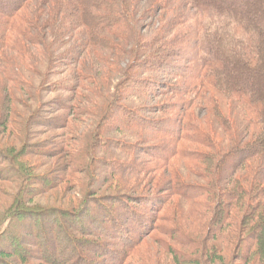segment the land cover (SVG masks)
<instances>
[{
    "label": "trees",
    "instance_id": "obj_1",
    "mask_svg": "<svg viewBox=\"0 0 264 264\" xmlns=\"http://www.w3.org/2000/svg\"><path fill=\"white\" fill-rule=\"evenodd\" d=\"M29 1L32 0H0V74L3 73L1 66L5 64H2L5 59L2 51L18 49V45L14 46L18 33L15 22ZM53 1L43 0L41 9H52L53 14L58 10L59 23L64 25L55 27L62 37L65 36L67 45L75 40L67 55L64 54L66 67H70L68 58L71 64H79L90 49L109 52L105 56L103 51L98 55L104 64H112L115 58L110 55L120 54L121 43L130 44L126 68L132 73L128 80L133 86L123 87V92L134 90L138 97L152 100L165 88L172 91L175 98L180 97L177 103H162L146 109L144 106L121 105L118 111L123 114L124 120L120 123L127 128L129 137H135L137 142L147 146H132L126 141L116 144L127 147L124 149H129L131 155L138 147L137 151L153 160L154 168L166 167L173 175L169 181L174 186L169 187L171 196L138 197L137 203L150 206L146 212L128 204L133 197H115L117 201L113 202L118 206L129 207L135 228L114 215L119 207L113 210L103 204L104 219L91 214L87 209L89 206L85 211L79 210L73 215L75 219L72 217L77 231L81 229L82 233H88L85 228L93 221L101 229L100 233L107 235L109 243L115 239L125 249L97 243L98 259L79 252L67 264H130V252L156 228L150 214L164 210L173 195L191 204L207 199V210L212 214L208 232L217 234L216 231L227 229L236 219L242 221V224L238 223V249L248 241L244 247L247 253L234 257L235 262L244 259V264H264V165H261L264 162V10L260 7L261 0H161L156 9H171V17L160 27L164 31L144 41L135 23L134 0H65L57 9L49 6ZM195 14L198 16L196 23L191 21ZM33 20L38 21L37 18ZM166 30L173 34L168 36ZM23 34L27 35V32L23 31ZM31 41L26 43L30 45ZM24 48L23 53H27ZM8 67L9 64L6 68L10 71ZM133 68L138 71L133 73ZM143 71L178 78L181 83L169 84L152 76L139 77L137 73ZM78 73L80 80L78 78L76 87L67 90L74 100L82 81H86L83 74L77 72V76ZM9 81L14 83V80ZM65 103L61 99L55 105V110L68 109L69 112L57 117L60 128L67 127L68 120L75 115ZM196 104H200V110ZM145 112L157 117H148ZM161 114L164 115L161 117ZM4 150L0 147V154H5ZM7 158L11 162L17 160L10 155ZM180 163L186 166L187 174L195 175L202 184L186 185L183 173L175 168ZM137 169L134 166L130 171L144 173ZM42 214L29 215L23 211L20 217L23 216L24 221L19 219L16 223L20 230L1 233L0 260L25 257L22 244L26 243L28 234H33L37 242L43 234L48 239L51 236L52 248L43 247L42 250L46 252L45 259L60 254L56 250V238L62 243L66 235L54 230L56 220L46 219ZM40 222L46 225L45 232L41 231ZM136 228L139 231L134 236ZM103 254L110 257L103 261L99 257Z\"/></svg>",
    "mask_w": 264,
    "mask_h": 264
},
{
    "label": "rangeland",
    "instance_id": "obj_2",
    "mask_svg": "<svg viewBox=\"0 0 264 264\" xmlns=\"http://www.w3.org/2000/svg\"><path fill=\"white\" fill-rule=\"evenodd\" d=\"M64 1L54 0L49 6L57 9L59 5L63 6ZM42 2L32 0L26 4L15 22L18 33L14 46L18 45V49L2 51L5 58L2 64H5L1 66V72L5 75L0 74V147L5 149V154H0V235L2 232L16 233L20 230L16 223L19 219L24 221V217H20L21 212L29 215L41 212L46 219L51 217L56 220L54 230L63 232L67 241L60 243V239L56 238V250L60 254L52 255L47 260L46 252L42 250L43 247L52 248L51 236L47 233L50 236L48 239L43 234L37 242L33 234H28L26 243L22 244L25 257L1 259L0 264H67L79 252L91 255V259H98L95 244L109 243L107 235L100 233L101 229L93 221L87 223L85 230L88 233H82L81 229L77 231L73 215L79 210L85 211L89 206L87 209L91 214L104 219L102 205L105 204L113 207V210L119 207L116 208L117 213L113 211L114 215H119L126 224L135 228L129 216V207L118 206L113 202L117 201L115 197H133L134 200H129L128 204L146 212L150 206L137 203L138 197L150 194L170 197L172 193L169 187H174L169 182L173 175L167 172L166 167L154 168L153 160L142 151H137L138 147L136 153L131 155L129 149H124L127 147L121 148L116 144L126 141L132 146H147L137 142L135 137H129L127 128L123 122L120 123L124 120L123 114L118 111L121 105L144 106L143 109H146L162 103H177L180 97L175 98L173 92L165 88L152 100L138 97L134 90L123 92V87L133 86L128 80L131 72L126 68L130 44L121 43L120 54L116 57L115 54L110 55L115 58L112 64H104L99 58L98 53L103 50L97 52L90 49L84 53L80 65L71 64L68 58L67 65L70 67H66L64 54L75 40L69 41V45L64 42L65 36L62 37L55 27L60 24V12L56 10L57 14H53L52 9H41ZM160 2L134 0L135 23L143 41L164 31L160 27L171 17V9L157 10ZM260 7L264 10V0L260 1ZM36 18L38 21L33 20ZM197 19L195 14L191 21L196 23ZM165 32L168 36L173 34L171 30ZM27 40L34 41L30 42L33 48L26 43ZM38 41L42 44H38ZM24 46L27 53H23ZM41 50L45 52L40 54ZM106 53L109 54L102 52L104 56ZM8 64L10 71L6 68ZM135 71L138 70L133 68L132 72ZM77 72L83 74L86 81H82L74 100L73 94L67 90L73 86L75 88L80 80ZM137 74L145 79L156 77L169 84L181 83L180 79L164 74L151 75L144 71ZM9 80H14V83ZM61 99L76 115L71 116L69 125L63 128H60L57 117L69 112L68 109L55 110L56 103ZM198 105L196 107L200 110ZM145 115L157 117L151 112H145ZM7 155L17 160L11 162ZM133 163L136 165H131ZM134 166L144 173L130 171ZM187 167L190 168L189 165ZM175 168L183 173L186 185L202 184L203 181L195 175L187 174L185 165L180 163ZM207 205V199L191 204L173 195L164 210L150 214L156 228L136 244L129 254L128 263L244 264V259L236 262L234 259L246 252L244 247L248 243L244 241V246L238 249V223L240 225L242 221L236 219L227 229L216 231L217 234L215 231L208 232L212 214L207 210ZM40 226L41 231L45 232L47 228L44 222H40ZM138 231L139 228H136L134 236ZM110 243L108 247L125 249L115 239ZM215 254L216 258H213ZM99 257L105 261L110 256L103 254Z\"/></svg>",
    "mask_w": 264,
    "mask_h": 264
}]
</instances>
